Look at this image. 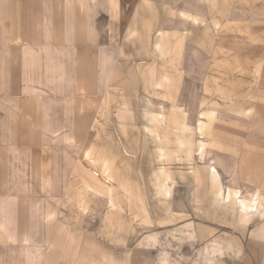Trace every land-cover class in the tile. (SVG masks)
<instances>
[{
    "label": "rangeland",
    "instance_id": "rangeland-1",
    "mask_svg": "<svg viewBox=\"0 0 264 264\" xmlns=\"http://www.w3.org/2000/svg\"><path fill=\"white\" fill-rule=\"evenodd\" d=\"M57 1L83 24L69 14L52 51L21 58L35 73L4 75L22 89L0 90V264H264V0ZM122 1L98 47L96 16ZM125 49L131 88L109 81L114 57L93 66ZM111 94L110 135L87 136ZM29 165L63 184L30 199Z\"/></svg>",
    "mask_w": 264,
    "mask_h": 264
},
{
    "label": "crops",
    "instance_id": "crops-1",
    "mask_svg": "<svg viewBox=\"0 0 264 264\" xmlns=\"http://www.w3.org/2000/svg\"><path fill=\"white\" fill-rule=\"evenodd\" d=\"M119 4H120L119 6H120L121 12H118V13H121L120 17L112 14V12H110L111 10H109V12L98 13V15L95 18V21H94L95 33L94 34L96 38L94 40L98 44L97 45L98 47L99 45H102V43L103 44L111 43V41L115 38V35H116V33H114L116 25L118 23L119 24L122 23V20H126L124 19V16L127 18L129 10H131L129 8H132V7H129L130 6L129 3L127 2L125 3L124 1H122ZM68 9L69 7H65L63 3L57 0L55 1L54 0H0V90H5L9 88L17 89V90L22 89L23 82H21L19 78L17 79L14 78L10 82L9 79L8 80L4 79V75H7V74L11 75L12 73L20 75L23 72H28V73L36 72V70H32L31 68L28 70L22 71V67L25 68V67H30V66L27 61H21V58L30 57L31 56L30 54L34 52L35 50L52 51L51 47H49L50 43L48 39L58 40V41L62 40L63 35L61 34L62 33L61 28L65 25V19H67V16L70 14V12H68ZM69 16H72V15L70 14ZM78 16H79V12L72 16L74 17L73 20H75V22L72 23V25L83 24V21H81V19H79ZM50 30H51V33H49ZM76 41L77 43L80 41L79 37L78 39H76ZM22 47L26 49V52L23 51ZM6 51L10 52V54L11 53L13 54V59L15 61L13 60L12 65L10 62L3 60L5 57L4 54ZM129 51H127L126 49L124 50L125 57H124V60H120L119 62L120 65H117L118 51H115V53H113L112 51L108 50L107 56L99 55L98 57L97 56L94 57L93 66L96 65L95 71H98L97 63H98V66L100 65L101 67L100 56L103 58V61L107 58L114 57L115 61L112 64L113 70L110 71V74H112V76L110 77L109 81L113 80V82L114 81L116 82L118 79H121L123 80L122 83L124 84L125 88H131V84L133 83V79L135 77L134 73L137 72V71H134V69H137V67L134 66L133 60H132L133 55L130 54L133 51L132 50H129ZM83 52L84 51L82 52L78 51L77 57L79 60L84 59L85 53ZM17 59H18V62H17ZM90 65L91 64L89 63V66ZM118 66H121V67H118ZM45 72L47 71L45 70ZM126 84L128 85V87L125 86ZM110 87H111V83H110L109 88ZM96 89H101V86L97 85ZM111 97H112V94L110 95L108 99L106 98H104L103 100L100 99L99 100L100 103L98 102L97 105L95 104L92 114H90L88 118L85 119L91 122V124H89V126L91 125V127L88 130L89 134L87 136H90V131H92V137L94 139H98L101 137L107 138V136L110 135L107 133L105 129L104 131H102V127L105 128L106 124L110 122L111 117H112V111H111L112 107H111V103L109 102L110 100H112ZM96 99H95V103H97ZM27 111L29 112L30 116H33L34 114L35 116L34 120L36 121L37 115L35 112V108L32 106V104L28 106ZM116 120L127 122L126 118H121V117L118 118L117 116H116ZM128 120L131 121V118L129 117ZM122 122L120 123L121 128H123V126L126 125V124H123ZM113 133H114V136H118L119 138H122V139L123 138L131 139L133 137L132 136L133 131L131 130H124L122 133L120 129L115 128V131ZM125 145H126L127 150L129 151L132 150V145H130L129 140H128V144L126 143ZM97 147L98 146H94V152H97L96 150ZM104 148H105L104 150L109 149L108 146H105ZM156 148L159 152V158H160V145H157ZM147 150L148 149L146 148V150L142 151L141 163H143L147 157L146 156ZM100 152H101V149L99 150V153ZM97 158L98 160H101L100 156L96 157L95 159ZM30 160L35 161L33 149L28 151V161ZM28 167L30 170V173H28V175L26 176L28 191H29L28 196L32 200L36 199L37 186L53 185L55 186L53 190L58 191L57 187L63 184L61 181L59 183V179H56L54 181L55 178L52 176V174L45 175L41 171L37 170L36 166L32 168L29 165ZM159 175H160V170H159ZM157 185H158V189L160 192V178H159ZM59 190L62 191L63 188ZM57 195L58 193L54 192V193H51L50 196L48 197L51 200L53 199L56 200L54 197H56ZM143 196L145 198V195ZM245 210L248 211V208H245ZM81 212H83V214L85 215L86 210L84 209ZM63 213L65 212L64 211L61 212V214L65 217L66 214H63ZM86 217L87 216H85V218ZM119 217L122 218L120 215ZM83 221H81V223H83ZM61 231L64 233L70 232V228L66 226L62 227ZM73 233H76L75 234L76 236L74 237V242L81 239V235L83 234V233L81 234L78 231H74ZM54 254L55 253H52V255Z\"/></svg>",
    "mask_w": 264,
    "mask_h": 264
}]
</instances>
